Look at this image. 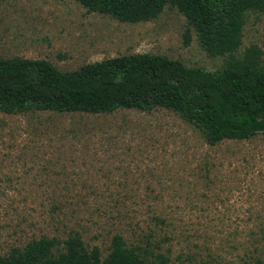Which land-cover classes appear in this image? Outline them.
Returning a JSON list of instances; mask_svg holds the SVG:
<instances>
[{
	"label": "rangeland",
	"instance_id": "obj_1",
	"mask_svg": "<svg viewBox=\"0 0 264 264\" xmlns=\"http://www.w3.org/2000/svg\"><path fill=\"white\" fill-rule=\"evenodd\" d=\"M255 46L264 59V13L249 11L235 56ZM137 53L210 71L231 60L210 54L176 6L131 23L77 0H0V59L75 71ZM73 233L103 258L121 234L171 264H253L264 258V134L212 145L166 107L0 111V254Z\"/></svg>",
	"mask_w": 264,
	"mask_h": 264
},
{
	"label": "trees",
	"instance_id": "obj_2",
	"mask_svg": "<svg viewBox=\"0 0 264 264\" xmlns=\"http://www.w3.org/2000/svg\"><path fill=\"white\" fill-rule=\"evenodd\" d=\"M77 1L90 11L131 23L153 20L167 5L176 6L210 54H229L231 60L223 69L210 71L166 55L137 53L63 71L45 59H0V111L97 114L166 107L196 124L212 145L264 134L262 51L255 46L247 48L241 58L235 56L242 44L246 14L264 13V0ZM152 245L151 241L146 246L129 245L123 235L116 234L110 253L103 258L100 248H88L78 233L64 240L43 236L0 254V264H171L169 256L154 251ZM253 264H264V258L254 257Z\"/></svg>",
	"mask_w": 264,
	"mask_h": 264
}]
</instances>
